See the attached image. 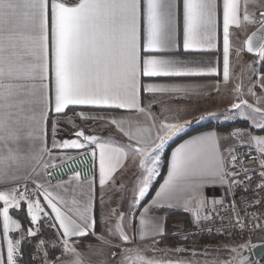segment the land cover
Returning a JSON list of instances; mask_svg holds the SVG:
<instances>
[{
	"label": "snow or ice",
	"instance_id": "6c2138e0",
	"mask_svg": "<svg viewBox=\"0 0 264 264\" xmlns=\"http://www.w3.org/2000/svg\"><path fill=\"white\" fill-rule=\"evenodd\" d=\"M256 3L257 0H222L221 12L220 0H0V188L4 189L0 190V216L6 242V255L0 252V264H21L22 241L28 238L37 240L35 249L41 254V264H50L49 251L56 250V245L50 248L49 241L41 238L45 226L56 230L63 253L74 257L61 264H83L76 243L96 236V176L82 180L80 172L74 171L68 181L50 184L49 170L58 166L53 162L57 159L54 150H86L93 146L91 155L94 166L98 164L101 189L114 182V175L130 152L137 155L139 167L147 175L140 182L129 212L141 205L158 175L157 153L183 127L163 120L157 125L152 105L162 103L156 99L158 94L174 93L180 98L191 88L146 81L215 76L229 82L230 56L236 39L233 29L246 24L259 23V27L235 49V55L254 53L258 57L254 63H264V10L257 12L249 7ZM260 8L264 9V4ZM221 43L219 66L211 59L205 61L204 56L215 54ZM234 90L238 92L240 85ZM249 92L255 95L251 88ZM241 105L260 114L259 121L249 116L255 127L264 129V108L249 105L247 100L231 107L239 110ZM76 108L88 111L75 112ZM69 110L82 120L104 121L127 137L128 143L116 146L110 139L101 142L95 135H86L83 128L75 132V139L58 141L60 120L67 117ZM134 115L144 117L146 123H140ZM245 136L248 146L259 153L264 181V136H252L242 129L225 135L210 131L186 141L172 153L168 177L156 193L152 208L182 207L191 213L193 226L204 231L201 223L213 222L219 215L216 205L223 203L211 200L210 210L204 187L226 185L228 194L251 179L250 169L241 165L236 170L240 164L238 142ZM21 180L33 183L31 192L27 183L20 190ZM73 181L76 187L70 188ZM7 185L12 186L5 188ZM259 187L264 190V183ZM178 191L186 193L182 204L173 202ZM62 192L70 193L71 200ZM100 203L103 204L102 196ZM24 207L33 226L26 230L9 214L10 209ZM235 209L232 202L234 212ZM150 212L145 207L139 213L138 227L134 225L131 236L125 230V213L112 209L104 218L106 231L119 243L112 244L104 235L98 239L117 249L112 253L119 257L116 264H201L193 258H182L188 251L183 247L170 249L177 258H166L169 250L157 247L168 238L166 217L149 215ZM112 216L116 221L108 226ZM249 223L252 231H264V225L257 220L246 222L239 213L230 226L249 230ZM16 230L20 235L13 239L10 232ZM175 235L186 241L189 234ZM132 244L136 247L129 246ZM249 247L255 245L250 241L239 243L231 248L234 255L229 260L204 264H249L241 252ZM149 250L153 255H147Z\"/></svg>",
	"mask_w": 264,
	"mask_h": 264
},
{
	"label": "crops",
	"instance_id": "0c3cea01",
	"mask_svg": "<svg viewBox=\"0 0 264 264\" xmlns=\"http://www.w3.org/2000/svg\"><path fill=\"white\" fill-rule=\"evenodd\" d=\"M221 3V12H222V0H220ZM264 4V0H257L256 4H250V10L253 11H261L264 10L260 8V5ZM259 23L254 24H246L241 29H233V34L236 39L233 40V51L230 56V61L232 65L231 70V77L229 82L225 83L221 78L212 76V77H204V78H159L155 79L153 81H146V82H154V83H167V84H184L191 86L190 91L187 94H181L180 98H177L176 94L174 93H168L163 95H157L156 99L162 101V103H156L152 105V112L154 116L156 117V123L159 125L160 121H166L167 117H165L164 110L171 109L172 113L176 112L177 115H180L181 117L187 116L184 121H182V124L184 125L182 127L181 131L177 136L186 133L187 131H190L193 129V127L197 126L198 124H204L206 122H227L232 121L236 118H244L241 117L240 113H237L235 117H232L229 120H219V114L222 109H230L232 108L231 105L236 103V98L233 97V100H231V94L233 95L236 91L234 90L237 85H240V90H243L242 86H244L243 92L247 97H249L253 101V105L259 108H264V87H261V80L264 78V63L259 62L258 66L254 67L250 70L251 75L247 78L245 77V70L242 67L243 63L246 60V57L243 56V54L251 55L246 52H242L239 57L235 55V49L237 47H240L242 45V42L245 40L246 36L249 34L251 30H253L256 26H258ZM182 52V49L178 50ZM256 56V55H252ZM222 57V43L220 44L219 49L215 52V54L205 55L204 60L207 61L211 59L213 61V64L216 66H219V58ZM180 58H183L181 56ZM198 86V87H196ZM252 89V91L255 93V95H252L249 92V89ZM261 98V100L258 102L257 98ZM145 103L148 102V96L145 94ZM86 108L78 109V112L80 111H88L85 110ZM155 111L158 112V114L155 115ZM90 114H95L94 112ZM218 115V116H217ZM217 116V117H216ZM203 117V118H201ZM134 119L140 121V123L145 124L146 121L144 120V117L139 115H134ZM248 120V119H247ZM104 125L105 129H108V131L111 133L110 136H119L120 139H114V137L108 136L107 138H102L103 136L95 133L93 135L100 138L101 142L108 141L109 139L112 140L111 142L114 143L116 146H123L128 143V138L122 136L119 134L114 127L107 126L104 121H101ZM249 122V120H248ZM250 123V122H249ZM251 124V123H250ZM244 128V127H243ZM240 129V128H234L229 131H219L214 128H205L200 131L192 132L185 137L181 138L179 141H177L169 150L167 154V158L162 163V175L159 178L158 185L156 186V189L154 193L151 195V197L146 201H141V205H137L135 209L132 210V212H129V209H123L119 208L117 199L119 198H112L111 195L115 193V190L118 189V182L122 181L121 184H125L127 178H133V176H136V170L139 169V157L135 154H133V162L130 164L129 168L126 170V173H122V175H119V172L121 171V168H123L126 164L128 159L123 163V167L118 169L117 173L114 175V181L115 186L110 189L111 181L104 185L101 189V186L98 182V164L94 166L95 168V176H96V183H95V207H94V215L96 219L98 220L97 227L95 229L96 236H92L95 239L87 237V240L76 243L77 250L82 254L81 259L83 260V264H116L117 259L110 256V245L104 244L101 240L98 239V236L103 235L106 231V223H105V217L110 216V212L112 209L117 210V213L123 212L126 214L127 219L124 221L125 230L127 233L131 236L134 234V225L138 227V221H139V213L144 210L145 207H148L151 209V212L149 215H159L162 217H165L162 212H160V209L152 208V201L156 197V193L160 190V186L164 183V181L168 177V170L172 162V153L181 145L184 144L186 141L191 140L194 137L200 136L204 133L215 131L220 135H225L233 130ZM101 133H105L104 129H101ZM244 130V129H243ZM247 131V130H246ZM113 133L115 135H113ZM249 135L252 136H264V135H254L252 133H249ZM176 136V137H177ZM175 137V138H176ZM76 136H64V137H58L57 140L62 139H75ZM245 142H238V151H242L244 149H252L255 150L254 147L250 148L248 146V137L246 136ZM93 146H89L86 150L92 151ZM127 150V149H126ZM85 151V149L76 150V149H61V150H54L53 156H55L57 159L53 162L58 164L61 163V160L64 162L68 160V157H72L73 155ZM131 153V152H130ZM128 172V173H127ZM142 177H139L137 179L136 176V183L132 181V184L129 186V193L127 194V197L130 198L129 203L132 205V201L134 196L138 193V188L140 186L139 180ZM69 179V178H68ZM68 179L64 181H68ZM127 179V180H125ZM20 183H27L30 184L32 187H34L33 183L31 181H23L21 180ZM57 183V182H56ZM56 183H50L52 185H55ZM128 184V183H127ZM126 184V186H127ZM12 185L4 186L10 187ZM70 188L76 187V183L73 181L71 185H69ZM85 190H87V185H84ZM226 188L227 186H221V185H207L203 189V193L205 197L209 201V206H211L210 202L213 199L216 200H224L226 198ZM0 190H4L3 188H0ZM61 194H64L63 192ZM66 196V199L69 201L71 200V194H64ZM176 201H173L174 203H180L182 204L183 199L186 196V193L184 192H176ZM101 196L103 197V203L107 202L108 199H110V210L107 211L106 208L100 203ZM79 198V197H78ZM114 199V200H113ZM43 203V200H42ZM3 206V202H0V207ZM69 207H72L71 204H69ZM131 208V207H130ZM175 209H179L182 211H185L182 207H173ZM11 210V209H10ZM190 219V223L192 221L191 213L185 211ZM134 213V215H133ZM11 215V213L9 212ZM71 214V213H70ZM13 219L18 220L13 215H11ZM75 218V217H74ZM30 220V218H29ZM113 221V222H112ZM116 221V217L112 216L108 221V226L114 225ZM111 223V225H110ZM2 231H3V218L0 216V252H3L6 255V242L3 240L2 237ZM19 233V234H18ZM14 234L20 235V230H16L15 232H10V236L13 239L15 238ZM105 235V234H104ZM110 238V237H109ZM110 240H114L116 242H119L115 238H110ZM137 241L139 242V238L137 237ZM245 241L250 240H243L240 242H235L233 240H229L226 238H216L215 241L207 242V243H197L196 240L192 241H180L179 243L176 242L174 244H170V242H164L160 243L157 247L159 249H166L167 251L166 258H177L176 254H174L170 249L174 247H183L187 249L188 251L182 255V258L188 259L193 258L196 260H199L201 264H204V261H213V260H219L223 261L225 259H230L232 256L231 252V246L228 244H239L243 243ZM251 244H254L250 241ZM124 246V245H123ZM130 247H136L135 244L129 245ZM227 246V247H225ZM114 248V247H112ZM253 247H249L247 249L241 250L242 255L248 258L249 264H252V261L255 260L252 252ZM192 253H195L194 256H192ZM207 253V255H205ZM147 255H153L151 251L147 253ZM155 255L160 256L162 253H156ZM74 260V257L70 254H64L60 257L55 256L54 258H49V262L55 261V264H61V262H71Z\"/></svg>",
	"mask_w": 264,
	"mask_h": 264
},
{
	"label": "built area",
	"instance_id": "2783aa9c",
	"mask_svg": "<svg viewBox=\"0 0 264 264\" xmlns=\"http://www.w3.org/2000/svg\"><path fill=\"white\" fill-rule=\"evenodd\" d=\"M238 154L240 156V164H237L236 170L239 171L241 165L244 168L250 169L248 176H250L251 179L245 180L243 186L233 188L228 194H226L223 203L216 205L215 211L219 213V215L214 216V221L211 223H201L200 228L204 229V231L195 228L191 221L188 227L174 230L171 232V235L182 240L181 237H178L175 234L188 233L189 235L186 241H192L204 237H220L235 242L243 240H250L254 244L264 242V231H252V225L250 223L248 225L249 230H241L239 227L233 228L230 226L234 223V217L237 213H239L241 217H244L246 222L257 220L260 224L264 225V190L259 187L264 181H262L260 176L261 169L259 168V153L252 149H244L238 151ZM72 157L73 159L58 163L57 167L49 170L50 176L47 177L49 183H56L58 180H66L74 171L80 172L82 180L94 176L95 168L90 151H81ZM240 179H243V173H241ZM24 184L25 183H20L21 191L23 190ZM32 188L33 187L28 184L30 192ZM257 201H259V203H257ZM232 202H235L236 204L235 212L232 210ZM209 209L211 210V206H209ZM207 229H211L212 231L209 232ZM225 229L227 230L225 231ZM52 234L53 237L49 243L50 245H56V256H60L63 251L57 242V233L55 229ZM114 251L115 250H112L111 253ZM252 264H264V256L260 259L253 260Z\"/></svg>",
	"mask_w": 264,
	"mask_h": 264
},
{
	"label": "rangeland",
	"instance_id": "374dc122",
	"mask_svg": "<svg viewBox=\"0 0 264 264\" xmlns=\"http://www.w3.org/2000/svg\"><path fill=\"white\" fill-rule=\"evenodd\" d=\"M243 56L246 57V60L243 63V66L242 67L245 70L244 74H245V77L247 78L248 76L251 75L250 70L253 69L254 67L258 66L259 62L254 63V61H258V57H256V56L247 55V54L246 55L243 54ZM242 88L244 90V86H242ZM243 90H239L238 92L236 91L233 95L231 94V100H233V97H235L236 98V101H237L236 103H240L241 100H247L249 105H253V101L249 97H247L245 95V93L243 92ZM75 112H78V110H76ZM240 112H244L245 113V116H241V115L240 116L241 117H246L249 120V122L251 123V124L250 123L249 124L252 127L256 128L255 125L252 123V119L249 116V114H251L252 116H254L257 121H259L261 119L260 114L259 113H253L252 112V109L248 108L246 105H241V108L239 110L232 109V108H230V109H222L221 112H220V114H219L220 115L219 116V120H221V119L224 120V121L229 120L232 117H235L237 115V113H240ZM164 113H165L164 116L168 118L167 119V122L168 123H181L182 124V121H184V119H186V117H187V116L181 117L180 115H177L176 112H173L172 113L171 109H168V108H167V110H164ZM156 114H158V112L155 111V115ZM69 118H71L72 123H69ZM60 128H61V130H60V132L58 134L59 136L68 135V134L69 135L70 134H74V135L71 136V137H74L75 136V132L78 131V130H80L81 128H83V130L85 131V134L86 135H93V134L97 133V134L103 136L102 137L103 139L104 138H107L111 134L108 131V129H105V127H104V125L102 124L101 121L82 120L79 117H77L74 114V112H68L67 117H65V118H63V119L60 120ZM236 128H240L242 130L243 129L244 130H247L246 132L248 134L249 133H252L254 135H264V134H256L254 131H252L251 129H249L247 127H244V128H242V127H236ZM101 129H104L105 130V133L102 134L101 133V131H102ZM181 131H184V130H181ZM181 131H179L178 133H176L175 135H173L171 138H169L167 140V142L165 143L163 149L160 150L157 153L160 156V163H159L158 170H157L158 171V175H156L153 178L152 183H153L154 180H156L157 178H159L162 175V163H163L164 158H165V153H166L167 149L169 148V146L174 141L175 137ZM113 135H115V134L113 133ZM110 137H114L115 140L116 139H118V140L120 139L119 136H112L111 135ZM245 138H246V136L244 137L243 141H240V142H245L244 141ZM133 157H134L133 154L132 153H129V157H128L127 164L123 168H121V171L119 172V175L120 174L122 175V173L123 174L126 173V170L129 168L130 164L133 162ZM136 172H138V173H136L137 179H139V177H142L139 180V184H140L141 180L143 179V176L144 175H147V173L143 169H141V168H139V169L137 168ZM136 176H133V178L132 177L131 178H127V179H130V180L125 179V180H127V181H124V182H126L125 184H121L122 181H119L118 182V189L115 190V193L111 195V197L114 198V199H116V198L119 197L117 199V201H118V206L117 207L123 208V209L126 210V209H129L132 206L131 204H128L130 198L127 197V194L130 192L129 191V186H130V184H132V181L133 182L136 181ZM152 183H151V185H152ZM126 184H127V186H126ZM151 185H150V187H151ZM114 186H115V181L110 184V187L109 188L112 189V187H114ZM109 202H111L110 199H108L107 202H105V203L102 204L106 208L107 211H109L111 209ZM110 225H111V223H110ZM104 234L103 235L106 236V238L109 239V240H110V238H113L108 232H104ZM111 242H112V244L119 243V242H116L114 240H111ZM228 244L231 246V248L234 247V246H236L235 244H230V243H228ZM121 247H124V246L121 245ZM112 250H115L114 252H116L117 249L115 247L112 248L110 246V256L111 257H113L112 256V253H111ZM232 255H234V254L232 253ZM60 256H58V257H60ZM113 258H115V260L116 259L117 260L119 259V257H113ZM226 260H228V259H225L223 261H226Z\"/></svg>",
	"mask_w": 264,
	"mask_h": 264
},
{
	"label": "trees",
	"instance_id": "16d2710c",
	"mask_svg": "<svg viewBox=\"0 0 264 264\" xmlns=\"http://www.w3.org/2000/svg\"><path fill=\"white\" fill-rule=\"evenodd\" d=\"M79 108H76V110H78ZM82 109V108H80ZM87 110V109H85ZM68 112H73L72 110H69ZM236 127H247L249 129H251L252 131H254L256 134H264V129L262 128H254L252 127L247 119L244 118H236L232 121H227V122H206L204 124H198L197 126L193 127L192 130L187 131L186 133H183L179 136H177L174 141L172 142V144L169 146V148L167 149L166 153H165V158L164 160L167 158V154H168V150L177 142L179 141L181 138L185 137L186 135L192 133V132H196V131H200L203 130L205 128H214L216 130L219 131H229L232 130ZM74 134H68V135H62L58 137H64V136H72ZM160 178V177H159ZM159 178H157L156 180L153 181L151 187H149V191L146 194L145 198L143 201L148 200L151 195L154 193L156 186L158 185V181ZM160 212H162L164 214V216L166 217V225H167V232H168V238L165 239L162 243L164 242H170V244H174L176 242H180L181 240L177 239L176 237H174L173 235H171V232H173L174 230L177 229H183L189 226L190 224V219L188 214L185 211L179 210V209H175V208H165V209H160ZM11 215H13L15 218H17L21 225H22V229L26 230L28 227H33L30 223L29 218L26 217V207L21 208V209H11L10 210ZM53 228H48V227H44L42 228V237L46 239L47 241H50L53 237ZM19 234V233H18ZM18 234H14L15 238L17 237ZM19 238V235L18 237ZM89 238L91 239H95L92 236H89ZM216 238L219 237H204V238H198V239H194L196 240L197 243H207V242H211V241H215ZM87 240V238H85V241ZM84 241L83 239L79 240L78 242ZM84 241V242H85ZM37 243L36 239H25L24 241H22V256L20 258L21 260V264H41V254H37V251L35 249V245ZM49 246L51 248V245L49 243ZM57 253V248L54 251H49V257L48 258H54L56 256Z\"/></svg>",
	"mask_w": 264,
	"mask_h": 264
},
{
	"label": "water",
	"instance_id": "95a60500",
	"mask_svg": "<svg viewBox=\"0 0 264 264\" xmlns=\"http://www.w3.org/2000/svg\"><path fill=\"white\" fill-rule=\"evenodd\" d=\"M258 27H259V25L256 26L253 30H251L248 35H251V33L253 31H255L256 28H258ZM247 36H246V38H247ZM248 54L255 55L254 53H248ZM254 245H255V247L252 248V252H253L254 258L257 260V259H260V258H262L264 256V242L256 243Z\"/></svg>",
	"mask_w": 264,
	"mask_h": 264
}]
</instances>
